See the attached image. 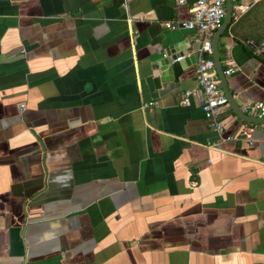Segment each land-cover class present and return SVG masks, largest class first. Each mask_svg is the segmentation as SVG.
<instances>
[{
	"label": "crops",
	"instance_id": "1",
	"mask_svg": "<svg viewBox=\"0 0 264 264\" xmlns=\"http://www.w3.org/2000/svg\"><path fill=\"white\" fill-rule=\"evenodd\" d=\"M232 2L217 54L241 111L264 100V0ZM190 7L0 0V264H264V125L248 144L203 118L201 35L163 25Z\"/></svg>",
	"mask_w": 264,
	"mask_h": 264
},
{
	"label": "built area",
	"instance_id": "2",
	"mask_svg": "<svg viewBox=\"0 0 264 264\" xmlns=\"http://www.w3.org/2000/svg\"><path fill=\"white\" fill-rule=\"evenodd\" d=\"M176 4H185L190 2L191 15L183 20H168L163 23L164 27L170 30L186 29L200 33L201 38L198 47V53L206 54V58L199 56L195 67V80L197 87L201 90L202 99L200 102V111L203 118L206 120L209 127L219 134L221 140H245L251 144L253 136V123L244 121L236 135L227 134L222 136L223 124L220 119V114L227 106L226 98L220 88L218 78L214 70V64L210 57L211 47L210 40L214 31L220 26L224 12V0H172ZM252 47L260 48L264 43L251 44ZM181 57L178 56L177 59ZM232 72V69L227 68L222 70V75L227 76ZM183 98L182 102H185ZM154 102H148L152 104ZM146 104V105H147ZM22 108V104L19 105ZM241 112L246 116L264 118V100L251 101L243 104ZM264 125V123H260ZM216 146V143L211 144Z\"/></svg>",
	"mask_w": 264,
	"mask_h": 264
},
{
	"label": "water",
	"instance_id": "3",
	"mask_svg": "<svg viewBox=\"0 0 264 264\" xmlns=\"http://www.w3.org/2000/svg\"><path fill=\"white\" fill-rule=\"evenodd\" d=\"M224 7L225 12L222 19V22L220 26L214 31L211 40H210V47H211V54L210 57L214 64V70L216 73V76L218 77L220 88L222 89V92L226 98V102L228 106L232 109L234 114L241 120L251 123H264V118H256V117H250L243 114L237 106L233 103L231 100V96L229 93V90L227 89L226 79L222 75V68L220 65L219 57L217 54V41L220 36V34L225 29L226 25L228 24L230 17H231V11L233 7L232 0H224ZM199 47V44H197V47ZM171 53V55H169ZM162 52L161 54L157 55L156 58H154V67L150 71V74L145 78L146 86L149 90L151 97H156L155 90L159 87L160 82L162 81L164 76L169 77H177V75L181 71V62L180 59H177L179 54H175L174 52ZM202 58H206V54L204 52L200 55ZM197 57V53H195V56ZM156 59H159L156 61Z\"/></svg>",
	"mask_w": 264,
	"mask_h": 264
},
{
	"label": "trees",
	"instance_id": "4",
	"mask_svg": "<svg viewBox=\"0 0 264 264\" xmlns=\"http://www.w3.org/2000/svg\"><path fill=\"white\" fill-rule=\"evenodd\" d=\"M231 21H232V17L230 18V22L228 23V25L231 23ZM228 25H227V26H228Z\"/></svg>",
	"mask_w": 264,
	"mask_h": 264
}]
</instances>
